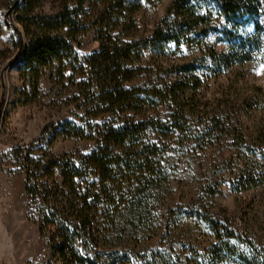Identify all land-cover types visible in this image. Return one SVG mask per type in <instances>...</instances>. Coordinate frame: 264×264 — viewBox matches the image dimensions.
I'll return each instance as SVG.
<instances>
[{"label":"trees","instance_id":"obj_1","mask_svg":"<svg viewBox=\"0 0 264 264\" xmlns=\"http://www.w3.org/2000/svg\"><path fill=\"white\" fill-rule=\"evenodd\" d=\"M53 1L50 13L42 0H0V33L4 22L11 30L9 45L0 44V65L17 55L23 82L17 104L55 90L49 102L68 108L32 144L10 152L26 173L29 212L49 245L46 264H264L255 241L209 210L190 213L207 236L202 251L185 257L171 246L139 245L152 231V197L169 181L170 162L191 143L208 147L230 132L223 114L188 124L186 91L200 83L197 62L171 64L169 55L183 45L199 47L214 72L264 64V0H170L149 34L138 15L162 0ZM211 34L224 43L222 51L205 43ZM156 68L175 71L177 79L167 81ZM45 76L53 83L47 93ZM56 138L94 146L55 154ZM249 153L250 175L240 189L262 177L264 151Z\"/></svg>","mask_w":264,"mask_h":264},{"label":"rangeland","instance_id":"obj_2","mask_svg":"<svg viewBox=\"0 0 264 264\" xmlns=\"http://www.w3.org/2000/svg\"><path fill=\"white\" fill-rule=\"evenodd\" d=\"M169 1L162 0L139 13V27L144 34H149L163 17ZM55 7L53 0H42L43 11L52 13ZM3 19L0 12V21ZM4 24L0 44L9 45L11 30ZM205 43L217 51L225 47L214 34ZM168 61L171 64L197 62L193 74L198 75L200 83L193 93L186 91L185 107L189 106L188 110L192 111L188 124L196 127L214 114H223L228 115L230 132L208 147L191 143L192 146H186L182 154L170 162L169 181L152 197L155 207L152 231L140 237L139 245L145 251L171 246L185 257L193 255L195 250L202 251L208 245L207 236L190 213L209 210L264 250V169L259 182L239 188V183L247 181L250 175L249 152L264 151V64H233L214 72L206 68L209 61L199 47L185 45L170 54ZM7 62L0 65V99L2 93L4 97L0 109V264H46L49 245L39 232L36 217L29 212V198L24 192L26 173L13 162L10 152L15 147L32 144L43 128L55 122L68 108L59 109L49 102L55 90L49 98L27 105L17 104L23 82L17 62L12 61L11 66L2 71ZM199 63L204 65L199 66ZM154 72L169 82L177 79L176 72L169 68H156ZM52 84L45 76L41 81L43 93H47ZM160 112L167 117L169 110L163 108ZM49 131L51 135V129ZM93 146L89 141L56 138L50 150L55 154L86 153Z\"/></svg>","mask_w":264,"mask_h":264},{"label":"water","instance_id":"obj_3","mask_svg":"<svg viewBox=\"0 0 264 264\" xmlns=\"http://www.w3.org/2000/svg\"><path fill=\"white\" fill-rule=\"evenodd\" d=\"M17 58V55H14L13 57H12V59L10 60V61H8L4 66H3V68H2V71L5 69V68H9L10 66H11V64H12V61H14L15 59ZM1 99H0V109H1V107H2V105H3V93L1 94Z\"/></svg>","mask_w":264,"mask_h":264}]
</instances>
